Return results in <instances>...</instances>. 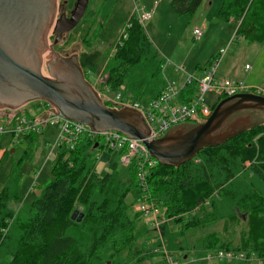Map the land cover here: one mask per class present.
I'll list each match as a JSON object with an SVG mask.
<instances>
[{
    "label": "trees",
    "instance_id": "16d2710c",
    "mask_svg": "<svg viewBox=\"0 0 264 264\" xmlns=\"http://www.w3.org/2000/svg\"><path fill=\"white\" fill-rule=\"evenodd\" d=\"M203 2L172 0L170 8L177 16H191ZM217 18L236 20V36L264 42V0H224ZM161 65L132 14L106 58L100 85L112 90L123 86L133 100L146 102L164 85ZM94 148L95 143L86 140L73 151L60 148L52 179L38 198L18 209L12 208L20 199L18 179L10 178L0 192V264H140L155 255L150 252L155 231L141 214L129 215L127 195L133 189L139 193L134 166L119 172L113 163L108 172L97 174ZM246 162L252 164L245 167ZM148 183L165 218L182 227L169 234L168 223L163 226L168 250L175 248L174 236L188 229L221 222L224 229L228 222L240 228L245 222L247 233L235 247L211 234L188 252L200 260L219 251L253 253L264 264V124L201 150L178 168L158 164ZM75 210L83 214L80 223L71 220ZM188 215L193 216L184 222ZM178 249L180 260L187 258L185 248Z\"/></svg>",
    "mask_w": 264,
    "mask_h": 264
},
{
    "label": "water",
    "instance_id": "95a60500",
    "mask_svg": "<svg viewBox=\"0 0 264 264\" xmlns=\"http://www.w3.org/2000/svg\"><path fill=\"white\" fill-rule=\"evenodd\" d=\"M57 1L0 0V112L47 102L55 114L93 131L112 130L143 140L158 164L172 168L264 124V97L239 94L220 100L205 123L178 125L160 139L146 141L151 133L138 111L105 106L85 79L77 55L62 56L52 49L80 23L89 4L75 0L68 13L66 1ZM49 35L54 36L52 43ZM82 218L79 210L71 215L77 223Z\"/></svg>",
    "mask_w": 264,
    "mask_h": 264
},
{
    "label": "rangeland",
    "instance_id": "374dc122",
    "mask_svg": "<svg viewBox=\"0 0 264 264\" xmlns=\"http://www.w3.org/2000/svg\"><path fill=\"white\" fill-rule=\"evenodd\" d=\"M65 1V9L71 11L75 0H58L57 3L61 5ZM171 1L89 0L87 10L80 23L67 34L65 41L52 46V49L62 56L76 54L81 69L84 72H89L88 82L95 85L96 77L100 75L107 56L130 16L136 15V11H152L154 9L152 18L143 24V29L152 46L158 52L159 59L165 58L170 61L169 68H172L173 65L183 67L188 73H196L198 76L199 72L196 68L205 66L209 60L218 56L221 49H224L225 54L217 77L223 78L221 70L226 65L227 68L232 67L234 74V76L226 77L239 81L236 76L241 75L244 66L257 63L255 68L258 65L262 69L261 78L264 79V42H248L244 38L236 36L238 26L236 20L225 22L217 18L224 0H204L197 12L191 16L175 15L170 8ZM194 30H199L202 33L200 40H195ZM53 38L54 36H48L50 43L53 42ZM261 89L264 90V87ZM117 93L123 94L124 87L121 86L110 94L114 101H116ZM218 101L213 93L206 95V103L211 108ZM38 103V101H33L23 108L29 109L28 114L34 109L39 111ZM44 138L37 136L30 144L28 140L22 138H17V142L13 143L14 139L10 136H0V192L12 176L18 179L20 188V199L17 203L12 204L13 209H18L23 204H31L40 196L42 188L52 179V165L44 164L49 151V148L44 145ZM95 159L97 174L108 172L113 163L117 164V171L124 170L119 164V156L116 153L100 150L99 157L95 156ZM35 174H38V178L32 188ZM137 199L138 192L135 189L131 190L126 198L131 217L136 215L133 206ZM190 216L183 217V221L185 222ZM141 218L146 226L153 230L146 223L150 221V218L142 216ZM180 227V223L168 222V233L177 234L182 228ZM239 227L241 229L228 222L224 229V224L221 222L211 226L188 229L184 235L174 236L175 248L169 251L179 264H217L216 261L197 259L193 252L188 251L197 241L211 234H215L220 240L231 241L232 245L230 246L235 247L239 236L242 233H247L245 222L240 223ZM164 237L163 242L165 243ZM179 247H183L187 251V258L184 260H180L182 251H179ZM140 264L164 263L162 256L155 254Z\"/></svg>",
    "mask_w": 264,
    "mask_h": 264
},
{
    "label": "built area",
    "instance_id": "2783aa9c",
    "mask_svg": "<svg viewBox=\"0 0 264 264\" xmlns=\"http://www.w3.org/2000/svg\"><path fill=\"white\" fill-rule=\"evenodd\" d=\"M138 21L143 25L149 21L153 14L152 11H136ZM195 40H199L202 33L194 30ZM126 34L124 39H126ZM225 50L221 49L218 56L210 60L207 67L197 76L196 73H188L185 68L173 65L169 68L170 61L162 60L161 74L164 85L158 95L149 101H135L130 93L124 90L123 94L117 93L115 100L110 94L116 90L100 85L98 75L95 85H92L103 104L109 108L122 109L131 108L138 111L144 119L151 133L146 141L160 139L171 128L182 124L199 125L206 122L212 113L211 108L206 103V95L213 93L219 101L234 95L252 93L264 97V90L261 88L250 87L242 82L227 78L217 77V72ZM249 65L245 66L248 70ZM85 79L89 72H83ZM218 101V102H219ZM39 111L32 110L28 114L27 108H20L16 111L0 112V136L8 135L17 142V138L24 140L32 137H43L44 145L49 148L45 157V163L51 165L57 159L60 148L73 151L83 140L95 143V156L99 157L100 150L116 153L119 156V164L123 168L133 165L136 180L138 183V200L134 204V212L142 217L150 218L148 223L155 231V238L150 243V252L160 254L164 264H179L172 256L163 242V226L169 222L165 218L163 211L151 198L148 178L150 173L158 165L152 158L143 140H137L121 134L117 131L107 130L96 132L88 126L62 118L52 112L53 107L43 101H38ZM26 110V111H25ZM48 131H52L51 134ZM34 138H32L34 140ZM252 162H246L245 167H249ZM38 174L34 175L32 188ZM202 260L210 262L216 261L217 264L242 262L246 264H263V261L256 258L251 253L239 251H219L208 255ZM194 263V262H192ZM213 264V263H211Z\"/></svg>",
    "mask_w": 264,
    "mask_h": 264
},
{
    "label": "crops",
    "instance_id": "0c3cea01",
    "mask_svg": "<svg viewBox=\"0 0 264 264\" xmlns=\"http://www.w3.org/2000/svg\"><path fill=\"white\" fill-rule=\"evenodd\" d=\"M223 58H222V60H223ZM222 60H221V63H222ZM209 62H210V60L207 62V64ZM207 64L203 67L198 66L196 68L197 71L200 73L202 70H204L207 67ZM256 64L257 63H254V65H249L250 68L248 70L245 69V66L248 64H246L244 66V71L241 73V75L236 76V78L239 80V82H242L245 85L250 86V87H256V88L264 87V79L261 78L262 69L258 65H257V68H255ZM231 68L232 67H230V66L227 68L226 65L223 67V69L221 70V74L223 75V78H227L226 76H234ZM227 79H229V78H227ZM48 133L51 134L52 131H48ZM26 140H28L30 144H32L34 142V140H32V139H30V140L26 139Z\"/></svg>",
    "mask_w": 264,
    "mask_h": 264
},
{
    "label": "flooded vegetation",
    "instance_id": "af4514ba",
    "mask_svg": "<svg viewBox=\"0 0 264 264\" xmlns=\"http://www.w3.org/2000/svg\"><path fill=\"white\" fill-rule=\"evenodd\" d=\"M66 11H67L68 13L70 12V10H67V9H66ZM65 55H66V54H65ZM87 81H88V80H87Z\"/></svg>",
    "mask_w": 264,
    "mask_h": 264
}]
</instances>
